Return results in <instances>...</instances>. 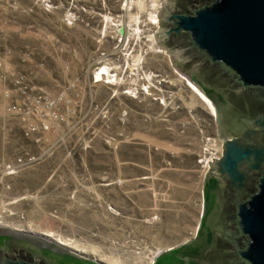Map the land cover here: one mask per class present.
<instances>
[{
    "label": "rangeland",
    "instance_id": "obj_1",
    "mask_svg": "<svg viewBox=\"0 0 264 264\" xmlns=\"http://www.w3.org/2000/svg\"><path fill=\"white\" fill-rule=\"evenodd\" d=\"M123 1L0 0V228L152 264L195 234L198 161L218 139L159 44L126 56L101 38ZM104 66L117 74L112 84L97 82ZM142 77L167 82L150 96L126 94Z\"/></svg>",
    "mask_w": 264,
    "mask_h": 264
},
{
    "label": "water",
    "instance_id": "obj_2",
    "mask_svg": "<svg viewBox=\"0 0 264 264\" xmlns=\"http://www.w3.org/2000/svg\"><path fill=\"white\" fill-rule=\"evenodd\" d=\"M156 36L170 64L215 108L223 152L207 171L229 179L232 226L242 237L229 253L237 264H264V0H165ZM260 170L245 192L250 172ZM195 243L160 252L152 264H182L192 245L193 256L204 249ZM0 264L106 263L43 234L0 228Z\"/></svg>",
    "mask_w": 264,
    "mask_h": 264
},
{
    "label": "flooded vegetation",
    "instance_id": "obj_3",
    "mask_svg": "<svg viewBox=\"0 0 264 264\" xmlns=\"http://www.w3.org/2000/svg\"><path fill=\"white\" fill-rule=\"evenodd\" d=\"M160 47L163 48L162 45H160ZM207 91L209 93V90ZM211 116L214 121H216V112L214 115L211 114ZM215 126V136L218 139L219 148L221 150L218 157L215 159H219L223 152V142L219 138V127L216 122ZM242 141L249 142L250 140L247 139V137H243ZM207 170L208 168L205 170L202 182L201 196L204 205L200 215V222L197 225L195 234L188 239H195V245L197 247L203 246L204 249L200 250V253L193 256L192 245L190 249L187 248L189 251L186 254L178 257V261L182 264H237L234 260L236 254H233L232 252L231 254L229 253L231 249L240 247L242 243L241 235L232 226L234 213L230 202V194L234 193V189L231 187L227 177L219 176L214 171L208 172ZM250 174L252 176L251 180H249L244 189L245 192L249 193L254 190L258 177L261 175V170L259 172H250ZM209 220L214 222L212 226L206 225L210 222Z\"/></svg>",
    "mask_w": 264,
    "mask_h": 264
},
{
    "label": "built area",
    "instance_id": "obj_4",
    "mask_svg": "<svg viewBox=\"0 0 264 264\" xmlns=\"http://www.w3.org/2000/svg\"><path fill=\"white\" fill-rule=\"evenodd\" d=\"M164 1L165 0H154V3H149L147 5L145 4L146 1H139L143 3L144 6L142 9H140L138 6L139 2L134 3L130 0H124L120 4V13L116 15L109 13V15H111L109 17V33L107 36H105L106 27H103V30L101 31V38L109 37L113 42H115L116 44L114 50L122 46V50L125 51L126 56H131L135 52L136 46H139V44H143L145 54H147V52H160L157 50L159 43L156 33L159 28V17ZM131 16H134L135 19L131 20ZM65 21L70 24L71 22H75L77 20L74 15L72 16V14H68L65 17ZM125 70H129L130 72L133 71L132 67L130 68L129 66H126ZM110 72H112V69H110ZM112 75V79H116L117 74L112 73ZM149 80V77H142V83L133 87H129V90L126 92V94L133 96L136 94L145 95L144 93H146V90H149L152 94V87L161 91L162 86L167 82L166 79L161 78V80H157L156 86L150 85ZM22 83L23 78L20 77L15 79V84ZM151 94L146 96H150ZM211 140V138L207 139L208 142ZM213 141L214 147L212 150L214 152H209L208 149H205L204 155L200 156L198 161L201 167H203L205 170L209 167L208 163L217 158L221 151L218 140L216 141V139H214Z\"/></svg>",
    "mask_w": 264,
    "mask_h": 264
},
{
    "label": "bare ground",
    "instance_id": "obj_5",
    "mask_svg": "<svg viewBox=\"0 0 264 264\" xmlns=\"http://www.w3.org/2000/svg\"><path fill=\"white\" fill-rule=\"evenodd\" d=\"M139 7L142 9L144 6H143V3H138ZM131 20H134L135 17H130ZM164 53V52H163ZM138 61V60H137ZM135 62V61H134ZM139 62V61H138ZM141 62V61H140ZM102 72L100 74H98L97 76H95L97 78V82H103L104 80L107 82V84H112L113 83V80H112V73L110 72V69L107 68V66H104L103 69L101 70ZM182 80L184 81V83L187 85L188 89L190 90V92L192 93L193 95V98H194V101H193V104H201V106H203L204 108H206L208 111H210V113L212 115L215 114V108L214 106L212 105V103L186 78H182ZM104 81V82H105ZM116 82V81H115ZM145 95H149L150 94V91L149 90H146V93H144ZM45 237L47 238H50L51 240L57 242L58 244L66 247V248H69L73 251H76V252H79L81 254H86V252H84L83 250H80L78 248H75L72 246L71 243H68L66 241H63L62 239H59V240H55L53 238H51V236L49 235H44ZM71 244V245H70ZM101 261L105 262L106 264H120L118 262H114L112 260H106V259H103V258H100ZM153 263V262H152Z\"/></svg>",
    "mask_w": 264,
    "mask_h": 264
}]
</instances>
